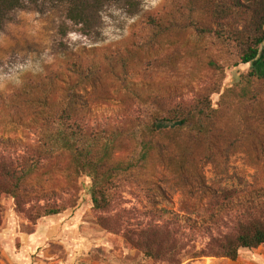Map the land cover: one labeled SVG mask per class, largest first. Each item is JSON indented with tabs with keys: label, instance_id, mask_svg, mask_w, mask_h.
I'll list each match as a JSON object with an SVG mask.
<instances>
[{
	"label": "rangeland",
	"instance_id": "1",
	"mask_svg": "<svg viewBox=\"0 0 264 264\" xmlns=\"http://www.w3.org/2000/svg\"><path fill=\"white\" fill-rule=\"evenodd\" d=\"M235 2L162 0L159 8L140 12V0H124L120 3L130 16L140 14L128 22L123 38L96 45L84 41L74 50L60 40L70 29L61 21L66 7L55 0L26 5V10L14 13L13 22L0 31H13L15 36L14 48L0 58V64H7L17 53L38 55L48 49L54 56L42 73L36 74L35 68L22 73V86L9 84L8 90L0 91L7 107L0 114V141L10 143L11 157L21 162L26 161V151L40 155L38 166L25 178V185L36 188L33 202L42 207L56 201L66 209L60 215L80 210V232L110 239L114 246L110 254L106 246L97 245L76 257L74 246L64 249L51 245L50 253L58 260L69 264H166L145 258L121 236L97 225L92 212L91 178L64 145L67 139L78 151L87 148L94 158L105 157L106 168L115 170L113 182L123 199L120 211L144 213L165 208L184 220L182 211L196 204L186 195L189 189L195 191L203 206L210 200L204 186L264 183V81L249 78L251 65L240 64L241 48L231 41V33L226 35L241 29L251 36L254 14L237 9ZM23 22L26 27L21 29L19 24ZM98 24L97 15L89 32L84 34L83 28L80 31L93 42L98 41ZM17 34H24L25 40ZM20 45L22 51L18 50ZM91 84L96 92L88 95L90 107L85 98L79 97L72 116L90 132L78 133L74 121L59 119L62 110L68 108L70 90L88 91ZM4 93L8 95L6 100ZM203 96L210 98L212 111L202 120V133L196 128L141 133L143 123L167 116L171 108ZM12 105H19L20 113ZM43 106L50 118L47 122L42 120L44 115H33L43 111ZM0 219V264H13V253L20 251V243L13 241L10 248L5 238L2 246V233L14 228L31 233L43 218L30 222L26 213H18L13 198L2 196ZM207 241L200 234L195 244L200 248ZM41 260L47 262L35 254L31 262L42 264ZM183 264H264V247L242 251L235 262L203 258Z\"/></svg>",
	"mask_w": 264,
	"mask_h": 264
},
{
	"label": "trees",
	"instance_id": "2",
	"mask_svg": "<svg viewBox=\"0 0 264 264\" xmlns=\"http://www.w3.org/2000/svg\"><path fill=\"white\" fill-rule=\"evenodd\" d=\"M55 1L66 7V19L83 25L84 34L93 27L98 10L108 2V0ZM122 1L124 0H117L118 3ZM37 2L38 0H29L30 4L35 5ZM235 5L237 9L244 10L243 12L246 10L254 14L253 34L248 36L243 30L236 29L226 35L231 33V41L237 42L241 48L240 64L251 65L249 78L264 81V0H236ZM218 7L223 8L220 5ZM26 8V4L21 0H0V31L13 22L12 15L16 13L13 10L24 11ZM216 12L217 15H225V12ZM81 71H85L83 74L88 73L87 70ZM71 72L73 74V71ZM86 76L85 80L89 78V75ZM90 86L88 91L70 90L66 101L68 108L62 110L59 119L66 122L74 121L78 133L90 132L82 127L81 122L77 120L78 117H72L79 97L85 98V104L90 107L92 100L88 95L96 92L94 84ZM13 107L18 108L16 112L20 113L19 105ZM6 109V102L0 97V114L3 110L7 111ZM211 111L210 98L203 96L186 105L171 108L167 116H157L143 123L141 133L154 134L164 133L169 129L191 128H196L198 133H202V120L208 118ZM33 115H44L42 118L44 122L50 119L47 117L48 111L45 107L43 111H36ZM8 144L0 141L1 148H4L2 153L0 152V199L2 196L13 198L18 213H26L30 222L57 216L66 211L56 201L46 202L42 207L37 204L38 202H33L37 197L34 196L36 188L27 183L25 185V178L27 179L38 166L40 155L31 151H28L29 154L26 151V161L21 162L11 157ZM64 145L73 152L75 160L81 163L82 171L91 178L92 212L97 225L109 234L121 236L126 245L145 258L166 264H183L184 261H197L203 258L235 262L242 251L251 252L264 247V183L261 186L242 182L237 185L204 186L203 189L210 195V200L203 206L200 200L196 199L195 191L189 189L186 195L196 201V204L194 202L190 207H185L182 211L184 220L180 219V214L165 208L147 210L144 213L138 210L127 212V209L120 211L118 209L123 199L116 183L113 182L117 173L114 169L106 168L104 160L106 158H94L91 150L87 148L78 151L69 139ZM142 158L146 159V150ZM28 204L33 205L29 210H25L24 206ZM200 234L208 241L198 248L195 241Z\"/></svg>",
	"mask_w": 264,
	"mask_h": 264
},
{
	"label": "crops",
	"instance_id": "3",
	"mask_svg": "<svg viewBox=\"0 0 264 264\" xmlns=\"http://www.w3.org/2000/svg\"><path fill=\"white\" fill-rule=\"evenodd\" d=\"M19 26L24 29L26 23H20ZM13 31L0 37V58H5L10 54V50L14 48L13 37L15 38ZM17 38L25 40L26 36L16 35ZM23 44L26 41L22 42ZM16 49V48H15ZM18 50H23V45H20ZM8 87L0 88L1 92L8 90ZM17 89V88H16ZM8 93V92H6ZM4 93V98H7V94ZM1 94V93H0ZM81 211L77 213H65L64 215L53 216L49 218H43L38 222L36 228L31 233L17 232V229L6 230L2 233L1 245H5L6 241L12 248V242L18 241L20 243V251L13 253L12 263L13 264H32V256L38 254L47 260L49 264H69L61 260L50 252L51 245L66 247H76L74 256H81L86 248L97 245H104L107 247V253L110 254L114 250V246L110 243V239H103L100 236H86L80 232L81 227L79 222V216ZM70 217H72L70 219ZM78 224V225H77ZM6 238V241H5ZM9 248V249H10ZM48 248V249H47ZM42 264L44 260H41ZM73 263V262H72ZM119 263V262H118Z\"/></svg>",
	"mask_w": 264,
	"mask_h": 264
},
{
	"label": "clouds",
	"instance_id": "4",
	"mask_svg": "<svg viewBox=\"0 0 264 264\" xmlns=\"http://www.w3.org/2000/svg\"><path fill=\"white\" fill-rule=\"evenodd\" d=\"M21 2L31 6L29 0H21ZM38 2L43 3V0H38ZM161 4L162 0H140V12L155 10ZM13 11L17 14L22 12L18 9ZM140 12L130 16L126 8L121 3H118L117 0H108L97 12L99 24L96 26L95 31L100 32V40L93 42L92 39L84 36L80 31L83 28L82 24H76L65 17L61 21L65 23L70 31L67 32L65 37H60V40L62 39L68 48L72 50L83 46L84 41H88L92 45L118 41L126 34L128 22L135 19ZM3 35L4 33L0 32V37ZM33 56H35V59H33ZM53 60L54 56L48 49L38 55L30 53L27 56H22L17 53L9 59L7 64H0V88H4L9 84H14L17 87L22 86V73L32 72L33 68H35L36 74L42 73L44 71V65L51 64Z\"/></svg>",
	"mask_w": 264,
	"mask_h": 264
}]
</instances>
